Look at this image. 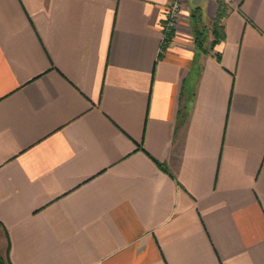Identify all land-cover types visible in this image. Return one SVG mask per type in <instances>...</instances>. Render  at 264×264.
Instances as JSON below:
<instances>
[{"label":"crops","instance_id":"1","mask_svg":"<svg viewBox=\"0 0 264 264\" xmlns=\"http://www.w3.org/2000/svg\"><path fill=\"white\" fill-rule=\"evenodd\" d=\"M219 1L0 0L8 264H264V0Z\"/></svg>","mask_w":264,"mask_h":264},{"label":"trees","instance_id":"2","mask_svg":"<svg viewBox=\"0 0 264 264\" xmlns=\"http://www.w3.org/2000/svg\"><path fill=\"white\" fill-rule=\"evenodd\" d=\"M227 6L226 4L223 2V0L219 1V9H218V13L217 16L214 20V25L212 28V33L215 35V41L217 42V40H221L223 39V32H222V28L220 26V20L227 14ZM200 12H201V8L200 7H196L194 9V15L198 16L200 18ZM196 44H201V42L199 41V37H196ZM0 264H7L5 263V261L0 257Z\"/></svg>","mask_w":264,"mask_h":264},{"label":"built area","instance_id":"3","mask_svg":"<svg viewBox=\"0 0 264 264\" xmlns=\"http://www.w3.org/2000/svg\"><path fill=\"white\" fill-rule=\"evenodd\" d=\"M182 5V0H170L169 9L166 14V28L171 30L178 18L180 9Z\"/></svg>","mask_w":264,"mask_h":264},{"label":"rangeland","instance_id":"4","mask_svg":"<svg viewBox=\"0 0 264 264\" xmlns=\"http://www.w3.org/2000/svg\"><path fill=\"white\" fill-rule=\"evenodd\" d=\"M0 257L5 261V263H7V260L5 258H3V256L1 254H0Z\"/></svg>","mask_w":264,"mask_h":264}]
</instances>
